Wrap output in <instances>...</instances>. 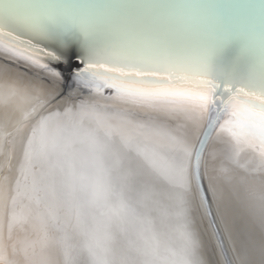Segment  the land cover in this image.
Masks as SVG:
<instances>
[{
  "label": "snow or ice",
  "instance_id": "obj_1",
  "mask_svg": "<svg viewBox=\"0 0 264 264\" xmlns=\"http://www.w3.org/2000/svg\"><path fill=\"white\" fill-rule=\"evenodd\" d=\"M243 15L231 24L202 5L0 7V60L80 105L76 119H31L13 149L0 178V262L264 264V0ZM233 41L239 55L225 66ZM240 185L260 197L259 223L243 234Z\"/></svg>",
  "mask_w": 264,
  "mask_h": 264
},
{
  "label": "bare ground",
  "instance_id": "obj_2",
  "mask_svg": "<svg viewBox=\"0 0 264 264\" xmlns=\"http://www.w3.org/2000/svg\"><path fill=\"white\" fill-rule=\"evenodd\" d=\"M29 2H32V0H0V7H3L4 3L23 4ZM55 2L162 7L182 5L215 6V11L223 18L225 23L240 24L245 19L243 6H258L260 0H55ZM232 43L231 47L239 50V42L233 41ZM218 60L225 66L230 65L233 61L232 59H226L222 54ZM5 65L6 62L0 60V178L9 172L8 165L15 163L13 149H17L18 154V146L28 131V126L32 122L31 119L34 120L41 113L55 111H60L62 114L69 111L71 117L76 119L80 108L75 98L57 99V91L50 90L44 85L36 86L31 74L25 75L16 65L7 67ZM84 123H89L87 118H85ZM24 125L23 131H18ZM8 141H11V143H8ZM238 194L241 204L235 213V227L238 234H243L250 227L248 221L257 225L259 223L260 197L257 192L245 191L243 185L238 187ZM5 197L6 186L0 188V246L3 245ZM201 227H203V224H201ZM224 243L226 249H228L229 259H231V242L227 236H225ZM176 250L179 251V244H177ZM0 264H3V262H0ZM7 264H13V262H7ZM249 264H258V259L254 258Z\"/></svg>",
  "mask_w": 264,
  "mask_h": 264
},
{
  "label": "water",
  "instance_id": "obj_3",
  "mask_svg": "<svg viewBox=\"0 0 264 264\" xmlns=\"http://www.w3.org/2000/svg\"><path fill=\"white\" fill-rule=\"evenodd\" d=\"M234 44H235V42H234ZM232 45H233V43H232ZM222 55L226 59L228 58V59L234 60L239 55V50L237 48H235V47L232 48L231 45H230L227 49H225V51L222 53ZM216 243H219V241L217 240ZM224 246L226 248L225 243H224Z\"/></svg>",
  "mask_w": 264,
  "mask_h": 264
}]
</instances>
